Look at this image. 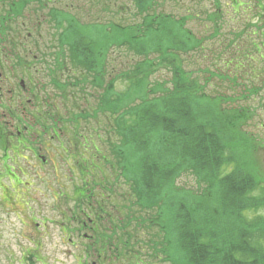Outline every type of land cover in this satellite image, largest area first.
I'll list each match as a JSON object with an SVG mask.
<instances>
[{
	"label": "trees",
	"instance_id": "obj_1",
	"mask_svg": "<svg viewBox=\"0 0 264 264\" xmlns=\"http://www.w3.org/2000/svg\"><path fill=\"white\" fill-rule=\"evenodd\" d=\"M129 1L141 22L81 23L60 9L62 5L43 12L48 0H0V49L3 45L12 51L21 48L17 33L24 25L23 31L31 33V26L23 20L31 4L51 17L57 27L58 51L56 60L47 66V75L60 98L65 97L60 74L68 71L66 58L75 70L83 71L82 80L90 82L97 93L105 75L107 84L110 79L124 82L122 90L115 93H110L108 86L102 87L98 104L102 113L110 115L104 144L105 153L115 159L111 163L116 166L114 177L95 174L103 171L94 158L100 157L104 164L110 159L98 152L91 138L73 133L75 141L66 150L79 174L80 183L74 191V229L89 230V240L81 236L88 251L85 256H97L98 264H112V258L141 264L138 257L158 260L159 254L169 264H264V216L256 213L264 209V170L255 156L259 149L264 151V140L257 143L245 129L258 108L235 106L234 97L211 94L210 81H219L221 71L183 66L185 55L205 50L206 37L197 36L186 26L188 17L158 12L156 0ZM38 15L34 13L31 22L29 19L35 30H39ZM208 18L213 29L208 37L216 38L217 7ZM261 26L260 45L264 43V20ZM232 36L235 48L229 62L240 72L245 59L254 58L250 47L256 43L236 47L240 35ZM115 48H126L137 59L114 75L105 74L103 56L106 59ZM163 69L169 72L167 89L157 87L160 80L154 77ZM32 78L28 72L27 79L32 82ZM82 80L81 86L85 84ZM30 90L35 103L29 114L34 123H40L44 115L55 126L57 107L44 110L35 86ZM249 90L250 94L259 91ZM93 100L98 101V96ZM257 100L264 101L260 96ZM10 114L16 119V144L9 139L10 148L3 156L9 151L17 153L19 146H29L36 154L28 139L30 124L16 112ZM42 123L45 126L44 121L40 126ZM2 143L6 148L5 139ZM79 146L85 149L81 151ZM91 146L95 152L87 154ZM182 174H191L197 187L178 190L176 180ZM120 178L128 192L114 195ZM117 197L119 202L112 203ZM160 231L164 235H159Z\"/></svg>",
	"mask_w": 264,
	"mask_h": 264
},
{
	"label": "rangeland",
	"instance_id": "obj_2",
	"mask_svg": "<svg viewBox=\"0 0 264 264\" xmlns=\"http://www.w3.org/2000/svg\"><path fill=\"white\" fill-rule=\"evenodd\" d=\"M156 1L158 5L154 8L158 12L170 13L175 17H188L186 26L197 36L206 37L203 44L205 50L202 53L198 51L185 55L183 66L193 70L206 68L207 71L209 68L221 71L220 73H223L221 78L219 81L217 78L212 79L208 91L213 95L216 93L234 97L232 103L235 106L258 108L257 111H253L252 119L245 129L257 140V143L263 141L264 101L259 102L257 98L260 96L264 100V43L260 45L259 31L264 20V0ZM61 5L64 7L60 8ZM53 6L64 9L68 15L73 14L81 23L106 24L108 21L134 23V20L141 22L140 16L135 15V8L129 0H48L43 12ZM216 7L219 15V32L216 38H210L208 36L213 29L208 16L216 10ZM26 10V17L23 20L31 26V33L27 34L26 30L23 31L24 25L21 32L17 33L21 48L12 51L13 48L9 45L8 47L3 45L0 49V133H2L0 138V264H98L97 256L93 255H88L86 262L80 261L85 244L81 236L84 233L89 234V230L71 231L69 211L71 207L77 208L74 202V191L80 180L78 170L73 167L75 161L73 158L68 160L64 147L71 149V143L75 141L71 134H81L93 140L100 154H106L109 159L111 158L105 153L106 145L104 144L108 139L105 129L108 124L107 116L110 117V115L102 113L98 109V104L102 87L108 86L106 88L109 92L115 93L122 90L124 82L110 79L107 84L108 75H105L101 92L97 93L92 85H89L90 82L82 80L85 77L83 71L77 68V72L66 58L68 73L60 74V79L65 85L62 88L65 97L60 98V92L51 86L47 75V66H50L57 56L55 33L57 27L54 26L51 17L43 14L36 5L31 4ZM34 13L39 14L36 18L39 30H35L30 24ZM232 34L240 35L236 47L248 46L251 42L256 43L250 47V55L254 58L245 59L246 64L240 72L236 71L234 64L229 62L235 48V43H231ZM103 59L106 63L105 74L110 72L114 75L136 61L137 56L126 48H115L106 59L103 56ZM59 60L60 58H57V61ZM28 72L33 75L32 82L27 79ZM168 73L167 69H163L154 76L160 80L156 82L157 87L168 88L165 81L169 76ZM56 74L59 75V73ZM21 80H23V86L20 85ZM80 80L85 84L81 86ZM31 85L35 86L44 110L48 107H57L59 119H56L55 126L44 115L42 117L45 119H41L38 124L34 123L33 117L29 114L35 103L31 97ZM250 87L252 90L259 91L256 94H250ZM95 95L98 96V101L93 100ZM232 103L229 102V104ZM11 112H16L25 123L30 124V130H27L29 131L28 139L35 146L36 154H32L29 146L24 149L19 146L17 153L11 154L9 151V155L3 156L5 149L10 148L9 139L12 144H16L13 136L16 119L10 114ZM42 121L45 126L43 123L40 126ZM53 127L57 136L53 135L54 130L51 129ZM79 137L83 140L81 138L83 136ZM3 139L6 141V148L3 146ZM78 149L82 151L85 148L79 146ZM94 152L92 146L91 150L90 148L86 150L87 154ZM255 156L260 162L261 170H264V151L259 149ZM114 162V158L106 161L105 164L100 157L94 158V163L103 171L100 173L96 170L98 172L95 174L106 178L114 177L116 170L113 169H116V166L111 164ZM118 173L120 174L119 170ZM106 186L108 187L107 184ZM176 186L183 192L186 189L192 190L196 186L194 177L191 174H182L177 178ZM96 188L99 187L96 186ZM113 190L114 195L119 191L127 193L128 187L123 185L120 178L119 184ZM97 191L99 192V189ZM114 195L111 194L112 198ZM119 200L117 197L112 203L116 204ZM256 213L264 216V209L261 208ZM161 233L164 235L162 231L159 235ZM143 236L146 237L145 234ZM142 256L137 258V261L143 260L141 264H169L160 254L157 257L158 260ZM117 259L112 258V264H123V261L126 264L130 260Z\"/></svg>",
	"mask_w": 264,
	"mask_h": 264
},
{
	"label": "flooded vegetation",
	"instance_id": "obj_3",
	"mask_svg": "<svg viewBox=\"0 0 264 264\" xmlns=\"http://www.w3.org/2000/svg\"><path fill=\"white\" fill-rule=\"evenodd\" d=\"M72 215H73V213L71 212V231L73 232V231H75V229H74V224H73L74 223V217ZM72 232H71V234H72ZM84 237H87L88 239L90 238L89 235H85V234H84ZM85 252H86V254L88 253V251H86V250H85Z\"/></svg>",
	"mask_w": 264,
	"mask_h": 264
}]
</instances>
